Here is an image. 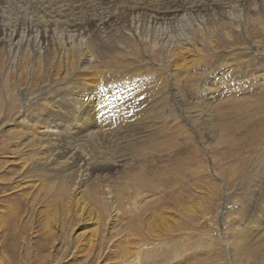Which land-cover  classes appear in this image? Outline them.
<instances>
[{
	"label": "rangeland",
	"instance_id": "rangeland-1",
	"mask_svg": "<svg viewBox=\"0 0 264 264\" xmlns=\"http://www.w3.org/2000/svg\"><path fill=\"white\" fill-rule=\"evenodd\" d=\"M11 8L7 14L15 20L20 10ZM236 8L209 9L205 18L190 14L168 28L122 20L119 31L82 37L96 54L66 69L51 51L17 60L3 50L0 264H264V217L259 229H248L264 214V0H248L240 19ZM72 78L127 88L150 82V91L136 92L145 108L143 118H135L146 125L134 126L124 164L83 186L82 211L90 216L82 228L78 205L69 204L76 172L61 175L46 167L31 144L32 128L20 123L27 107L47 118L48 97L56 88L70 92ZM178 99L201 113L199 129L182 118ZM218 124L221 129L213 130ZM113 200L120 204L117 219L107 208ZM95 207L100 223L90 211ZM56 216L61 221L55 226Z\"/></svg>",
	"mask_w": 264,
	"mask_h": 264
},
{
	"label": "bare ground",
	"instance_id": "bare-ground-1",
	"mask_svg": "<svg viewBox=\"0 0 264 264\" xmlns=\"http://www.w3.org/2000/svg\"><path fill=\"white\" fill-rule=\"evenodd\" d=\"M23 1L0 0V63L7 56L2 54L6 48L17 54L15 59L21 55L24 60L26 56L31 57V52L42 55V51L47 50L55 56V62L66 69L67 64H74L78 59L90 62L94 58L96 51L91 42L84 41L82 37H90L96 32H106L110 29L119 31L121 28L116 25L122 20L126 21L128 26L135 22L144 28H168L173 27L174 23L183 20L187 15L195 14L199 18H205L209 9L215 13L227 9L234 11L237 5L236 16L240 19L244 16L241 11L242 5L244 6L248 0H245V3L243 0H222L223 3L220 0H164L165 5L162 7L149 3L159 0L141 2L140 0H28V6H20ZM89 1L94 2L93 9L86 7ZM12 6L20 10V15L15 20L7 14H11ZM59 27H63L62 30ZM77 38H82L81 45L76 46ZM51 46L52 48L49 49ZM183 54L186 55L187 52L184 51ZM136 82L137 84H127L129 86L127 88L124 85L117 83L110 85L97 79L94 81L73 79L67 84L73 87L70 92L65 94L56 88L55 96L48 97L50 107L44 106L49 108V112L54 116L47 113V118L39 119L34 117L26 106L20 117L22 125L32 128L29 137L31 144L38 145L36 155L42 156L46 167L54 168L53 171L61 169V175L66 172H76L78 178L71 190L75 196L70 193L69 204L75 201L79 207L78 215L81 220L79 228L89 221L87 217L90 216L82 211L87 205L83 186L99 174L118 171L125 160L122 151L126 146L131 145L130 141L135 138L136 133L132 132L134 126L146 125L144 119L139 120L140 122L137 120L143 118L141 115L144 116L145 107L141 103L144 99H140L136 92L144 94L142 91L144 87L145 90L150 91V82L145 81L140 85L139 81ZM157 82L155 78L154 85L159 88L160 83ZM55 83L58 85L57 79ZM174 83L176 84L175 74H173ZM177 91L179 93L175 92L176 96L181 97V91L179 89ZM178 100L181 102L182 118L187 121L190 129H199L201 113L182 106L185 102ZM137 115L139 118L136 119ZM34 119L38 122L36 125L32 123ZM218 125H213L212 129H221L222 126ZM221 139L219 137L218 140ZM263 158L260 164H264ZM29 165L30 161L27 160L22 163V168L26 169ZM45 165L42 170H45ZM119 205V201L115 200L107 205L108 210L113 214V219L121 215ZM98 209L96 207L90 209L95 214L96 223H100L101 219ZM262 217L264 214L250 221L248 229L250 231L259 229V219ZM56 218L54 224L52 223L55 226L61 221L59 216ZM98 230L95 228V236L98 235ZM88 241L93 244L95 238ZM132 262L128 259L121 261L123 264H132Z\"/></svg>",
	"mask_w": 264,
	"mask_h": 264
}]
</instances>
